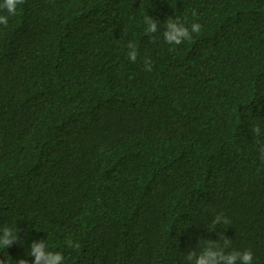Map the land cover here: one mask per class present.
<instances>
[{
    "label": "trees",
    "instance_id": "16d2710c",
    "mask_svg": "<svg viewBox=\"0 0 264 264\" xmlns=\"http://www.w3.org/2000/svg\"><path fill=\"white\" fill-rule=\"evenodd\" d=\"M169 17L201 31L168 44ZM255 125L264 143V0H24L0 25V226L19 234L0 260L45 240L64 264H188L223 234L264 264Z\"/></svg>",
    "mask_w": 264,
    "mask_h": 264
},
{
    "label": "clouds",
    "instance_id": "9594fccd",
    "mask_svg": "<svg viewBox=\"0 0 264 264\" xmlns=\"http://www.w3.org/2000/svg\"><path fill=\"white\" fill-rule=\"evenodd\" d=\"M24 0H0V25L7 26L8 18L15 16L18 10V6L23 4ZM195 15V13H193ZM157 21L153 17L146 15L144 17V23L146 27L144 29L145 34L150 37L158 31ZM201 24L192 23L186 25L180 18L173 19L169 17L165 21V31L163 32V38L168 44L180 45L184 41H191L193 33H199L201 31ZM128 57L132 62H136L138 56V50L135 42L129 41L128 43ZM146 71H151V63L149 60H145ZM252 134L257 139L259 145L260 159L264 161V143L261 142V128L259 125H255L251 128ZM230 221L222 214L216 215L212 219V225L228 224ZM19 239L17 228L13 230L7 225L0 226V249H7ZM223 241V244L220 241ZM67 246L79 251V242H73L68 240ZM202 245V250L197 253L195 250L189 251L185 259L188 264H253V253L251 250L241 251H226L231 245V240L226 238L223 234L219 236L218 240L201 239L198 243ZM28 255L35 258L33 264H64V256L59 251H52L49 249L45 240L39 242L33 241L31 243ZM0 264H7L6 259L0 260ZM16 264H29L26 259H19Z\"/></svg>",
    "mask_w": 264,
    "mask_h": 264
}]
</instances>
